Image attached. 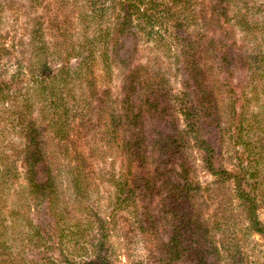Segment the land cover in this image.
<instances>
[{
    "label": "trees",
    "instance_id": "obj_1",
    "mask_svg": "<svg viewBox=\"0 0 264 264\" xmlns=\"http://www.w3.org/2000/svg\"><path fill=\"white\" fill-rule=\"evenodd\" d=\"M110 1L111 6L105 7L102 3L99 8H95L94 0L87 1L89 6L85 9L91 15L85 12L81 23L86 31L93 25L98 26L96 32L99 35L79 48L72 46L65 57L59 56L60 68L57 71L52 72L47 66L48 58L43 55L45 48L38 50L37 64L28 61L32 63L31 69L35 66L38 70H30V74L41 88L40 97L44 100L41 114L44 119L49 118L47 125L52 135L46 138L52 148L65 154L67 184L75 201L84 199V170L90 174L93 172L90 158L95 157V142L88 138V134L93 129H100L108 138L105 144L116 145L115 162L120 161L119 178L113 179L116 204L122 201L132 203L138 210L137 199L141 202L142 199L157 200L159 203L155 213L141 212L139 220L147 243L162 250L156 260L175 264L183 258L185 264H213L208 253L218 247L213 240L212 227L196 216L192 202L197 183L191 176L188 159L191 149L198 147L213 175L234 180L236 197L247 214L250 229L264 238V223L258 217L259 204L264 203V113L256 114L254 123L247 124L249 126L245 128L243 110H237L235 104L228 108L220 104L213 81L206 79L208 68L218 59L227 79L232 76L229 58L234 57L235 65L242 64L241 57L246 59L237 52L243 46H236L237 43L227 35L228 32L234 34L232 27L236 25L242 33L252 31L248 14L239 16L242 9L248 8L250 0H200L193 12L188 11L191 7L189 0ZM261 11L264 14V9ZM113 14L115 17L112 19ZM109 18L112 20L105 29H101L102 22ZM192 19L197 30H190ZM230 19L236 20L232 27L229 26ZM35 26V33L40 34V24ZM157 26L165 27L170 38L169 41L162 39V49L172 58L173 49L169 44L175 46L174 58L196 90L193 103L185 100L189 96L186 92H183L181 104L171 100L165 74L156 66L146 68L135 62L137 47L152 35ZM263 27L264 23L259 29L263 30ZM208 28H212L214 33L223 29L225 36H210L206 33ZM31 43L36 46L34 41ZM1 47L7 48L5 44ZM97 53L106 66L116 65L120 69L119 108L108 98L106 91L100 95L96 89ZM79 55H82L79 65L74 70L70 69V56ZM255 62L257 69L251 64ZM245 64L250 65V78L253 81L259 79L264 92V55ZM186 84L188 86L189 83ZM3 87L0 83V99L5 101L8 94ZM77 88H83L79 95L75 92ZM224 117L228 119L224 120ZM69 119L77 121L74 135L68 132L73 128L67 125ZM18 121L23 124L20 129L24 144L14 156L17 157L15 167L0 156V185L15 177L13 169H22L29 196L36 203H46L48 212L57 217L63 202L58 192L60 175L53 173L54 158L47 154L46 142L36 124H25L23 114ZM182 122L186 124L185 129H181ZM210 131L217 135L209 139ZM244 132L246 137L248 133L254 135L253 139L248 137L252 143L243 141ZM217 136L219 140L229 138L246 144L243 153L248 156L247 163L244 164L240 158L236 170L216 168L214 157L217 150L222 149ZM260 159L261 165L258 164ZM215 227L221 230L222 224L216 221ZM34 235L36 237L32 239L37 243L45 244L50 239L39 229ZM154 235L167 237L153 243ZM148 247L152 253L155 251ZM8 249L4 247L3 240L0 241V264H13Z\"/></svg>",
    "mask_w": 264,
    "mask_h": 264
},
{
    "label": "rangeland",
    "instance_id": "obj_2",
    "mask_svg": "<svg viewBox=\"0 0 264 264\" xmlns=\"http://www.w3.org/2000/svg\"><path fill=\"white\" fill-rule=\"evenodd\" d=\"M87 1L89 0H0V39L6 40L0 42V83L5 86L3 90L8 94L5 101L0 99V156L15 167L17 157L14 156L24 144L20 129L23 124L18 121L23 114L25 124L34 123L39 128L46 142V152L54 158L53 173L60 175L57 183L60 201L63 202L59 206L60 215L56 217L54 213L48 212L46 203H36L29 196L22 169H13L15 177H11L9 183L0 185V241L3 240L4 247H9L13 264H165L156 260L158 253H162L160 247H152L150 242L147 243L139 226L141 212L155 213L158 201L142 199L141 202L137 199L138 210L132 203L122 201L116 204L113 179H118L121 171L120 161L115 162L116 145H106L108 138L100 129L89 132L88 138L95 142V157L90 158L93 172L90 174L84 170V199L75 201L67 184L68 163L65 162V154H61L60 149L52 148L46 138L52 135V130L47 125L49 118L44 119L41 114L44 100L40 97V86L30 74V70L36 68L33 66L34 69H31L30 64H37L36 56L40 54L38 50L45 48V54H41L48 58L47 66L50 71L55 72L60 68L59 56L65 57L72 46L79 48L87 40L99 35L96 32L98 26L93 25L86 31L81 23L85 12L91 15L85 9L89 6ZM189 1L191 7H188V11L193 12L200 0ZM94 2L95 8H99L102 3L105 7L112 4L110 0ZM249 2L248 8L242 9L239 16L248 14L252 31L247 35L242 33L239 25L232 27L236 20L230 19L229 26L234 29V34L228 32L227 36L237 43L236 46H243L237 52L249 61H254L264 55V27L263 30L259 29L264 23L261 11L264 9V0ZM114 17L115 14L111 15L112 19ZM111 18L104 20L100 28L105 29ZM36 23L41 26L40 34L35 33ZM189 25L190 30H197L194 19L190 20ZM206 33L213 37L225 36L223 29L214 33L212 28H208ZM162 39L169 41L170 38L165 27L157 26L152 35L147 36L137 47L135 62L146 68L156 66L165 74L171 100L181 104L183 92H186L189 96L185 100L193 103L197 93L174 58L175 46L169 44L173 49V57H168L162 49ZM31 41L36 43L35 47ZM3 44L7 48L1 47ZM60 49L66 52L59 51ZM81 58L82 55L70 56L68 67L76 69ZM97 58L96 89L100 91V95L106 91L108 98L118 106L121 99L120 69L116 65L111 68L106 66L100 53H97ZM233 58H229L232 67L230 78L227 79L223 74L219 66L221 60L218 59L208 68L206 79L208 81L211 78L213 81L220 104L226 108L235 104L237 110H243L247 128V124L254 123L256 114L264 113L263 85L259 79L253 81L250 78V65L245 64L248 60L241 57L242 64L235 65ZM251 64L253 68H258L256 62ZM43 72L46 73L45 70ZM82 90L83 88H77L75 92L79 95ZM95 104H98V100ZM227 119L228 117H224V120ZM67 125L73 126L68 132L76 134L73 130L77 121L69 119ZM185 128L186 124L182 122L181 129ZM208 135L210 139L217 133L210 131ZM243 135L246 144L252 143L248 137L253 139V134L248 133L246 137L244 132ZM216 140L222 148L217 150L214 157L216 168L236 170L240 158L244 164L247 163L248 156L243 153L246 144L238 140L233 142L229 138L219 140L218 136ZM203 157L204 154L195 147L190 151L188 162L192 168L191 176L197 183L192 201L196 216L212 227L213 240L218 247L208 253L211 263L264 264V238L250 229L247 214L236 197L234 180L213 175L207 169ZM258 164H262L261 159ZM259 205L258 217L264 223V203ZM216 221L222 224L221 230L216 229ZM38 229L50 236L48 243H37L32 239L36 237L34 234ZM166 237L154 235L153 243L158 239L166 240ZM148 245L155 249L153 253ZM175 264L185 262L182 258Z\"/></svg>",
    "mask_w": 264,
    "mask_h": 264
}]
</instances>
